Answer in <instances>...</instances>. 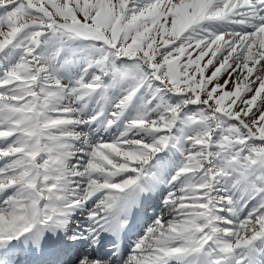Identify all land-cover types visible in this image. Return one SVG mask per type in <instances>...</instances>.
<instances>
[{
    "label": "snow or ice",
    "instance_id": "obj_1",
    "mask_svg": "<svg viewBox=\"0 0 264 264\" xmlns=\"http://www.w3.org/2000/svg\"><path fill=\"white\" fill-rule=\"evenodd\" d=\"M0 264H264V0H0Z\"/></svg>",
    "mask_w": 264,
    "mask_h": 264
}]
</instances>
